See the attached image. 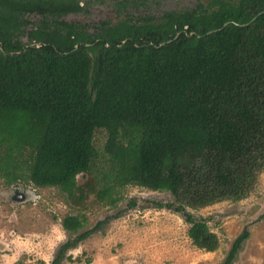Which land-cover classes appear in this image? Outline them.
Instances as JSON below:
<instances>
[{"label":"trees","instance_id":"16d2710c","mask_svg":"<svg viewBox=\"0 0 264 264\" xmlns=\"http://www.w3.org/2000/svg\"><path fill=\"white\" fill-rule=\"evenodd\" d=\"M204 1L125 13L90 32L62 20L82 10L75 0H0L4 183L67 194L91 173L97 201L112 208L127 186L167 192L171 202L154 204L184 217L193 246L215 251L217 236L188 209L245 199L264 171V0ZM108 219L51 264L78 262L66 251ZM85 222L68 215L61 225L77 233ZM248 237L244 229L221 264H233Z\"/></svg>","mask_w":264,"mask_h":264},{"label":"rangeland","instance_id":"374dc122","mask_svg":"<svg viewBox=\"0 0 264 264\" xmlns=\"http://www.w3.org/2000/svg\"><path fill=\"white\" fill-rule=\"evenodd\" d=\"M75 1L82 10L64 15L62 20L85 24L91 32L100 21L115 22L125 13L158 16L164 11L192 9L200 0ZM28 19L34 24L40 17L30 15ZM105 141L106 134L97 131L94 142L98 151L103 150ZM16 191L29 196L23 202L13 201ZM131 200L133 207L129 206ZM171 201L167 192L127 186L117 206L106 207L97 201L91 173L77 176L75 188L67 194L29 182L8 186L0 178V264H51L64 243L107 218L98 231L66 251V256L78 262L64 259L60 264H221L244 229L249 237L233 264H264V171L245 199L188 209L195 219H205L217 236L218 248L213 252L192 245L187 235L190 225L183 216L154 204ZM68 215L84 217V228L77 233L65 231L61 220ZM115 215L117 218H111Z\"/></svg>","mask_w":264,"mask_h":264},{"label":"water","instance_id":"95a60500","mask_svg":"<svg viewBox=\"0 0 264 264\" xmlns=\"http://www.w3.org/2000/svg\"><path fill=\"white\" fill-rule=\"evenodd\" d=\"M254 20V19H253ZM228 23H226L224 26H226ZM178 35H176L177 37ZM175 37V38H176ZM29 196V193H24V192H21V191H16L14 193V195L11 197L13 201H16V202H23L24 200L27 199V197Z\"/></svg>","mask_w":264,"mask_h":264}]
</instances>
